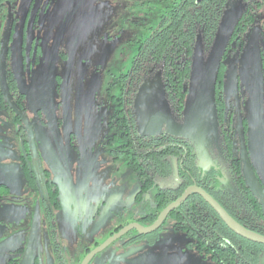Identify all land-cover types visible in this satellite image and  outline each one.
<instances>
[{
	"label": "flooded vegetation",
	"instance_id": "flooded-vegetation-1",
	"mask_svg": "<svg viewBox=\"0 0 264 264\" xmlns=\"http://www.w3.org/2000/svg\"><path fill=\"white\" fill-rule=\"evenodd\" d=\"M202 1L195 0V5ZM56 2L0 0V170L10 167L3 148L12 134L18 139L27 188L40 199L52 235L54 211L63 212L65 206L58 183L38 150L35 126L41 120L58 145L63 136L70 140L69 134L78 128L82 84L73 81L77 70L73 64L84 31L78 28L71 43L63 44L81 6L72 3L55 35L46 34ZM175 4L173 0L162 13L157 29L163 20L172 24L168 22ZM206 24L215 25V30L210 41L202 38V63L209 59L225 26L220 33L226 44L215 85L214 120L202 101L195 100L184 113L195 48L181 70L175 57L167 65L160 60L147 62L136 53L130 68L115 75L105 90L108 102L114 101L117 108L110 120L114 132L108 138L110 145L120 141L111 149L113 159L122 158L136 176L130 197L93 234L98 236L90 233L87 238L81 228V235L75 237L80 244L75 242L72 248L54 242L53 259L39 252L31 264H82L92 253L87 264H264V246L232 232L194 192L151 233L140 234L132 228L117 237L130 225L150 228L190 188L204 191L238 225L264 237V0H229L218 19ZM140 96L142 127L136 114ZM43 111L45 120L40 118ZM11 190L7 180L0 181V203L14 198ZM171 233L184 236L187 256L173 246L167 249L165 244L175 238H166ZM26 248L11 252L13 257L5 264H20Z\"/></svg>",
	"mask_w": 264,
	"mask_h": 264
},
{
	"label": "rangeland",
	"instance_id": "rangeland-1",
	"mask_svg": "<svg viewBox=\"0 0 264 264\" xmlns=\"http://www.w3.org/2000/svg\"><path fill=\"white\" fill-rule=\"evenodd\" d=\"M172 1L57 0L45 28L51 36L59 28L66 7L72 3L81 5L63 39V44L71 43L78 28H84L73 64V70L77 69L73 81L82 84L81 118L73 135L69 134L70 140L63 136L59 145L40 119L35 130L38 150L51 178L58 183L66 210L54 211L52 235L40 199L27 188L18 158V139L11 134L10 142L3 148L10 167L0 170V181L7 180L15 195L9 202L0 203V264L25 245L20 264H31L39 252H43V258L53 259L54 242L74 248L81 228L87 238L90 233L97 234L128 201L136 176L122 158L113 159L111 149L120 141L110 145L108 138L114 132L110 120L117 108L114 101L108 102L105 90L115 75L130 68L138 41L158 28L162 13ZM40 118L46 119L45 111ZM173 235L166 238L172 239ZM165 245L188 255L182 234Z\"/></svg>",
	"mask_w": 264,
	"mask_h": 264
},
{
	"label": "trees",
	"instance_id": "trees-1",
	"mask_svg": "<svg viewBox=\"0 0 264 264\" xmlns=\"http://www.w3.org/2000/svg\"><path fill=\"white\" fill-rule=\"evenodd\" d=\"M229 0H203L195 5V0H176L171 8L172 16L168 23L164 20L159 29L155 30L144 42L138 45L137 53L145 61H165L175 57L178 69H183L185 60L192 53L197 44H202L203 39L209 41L215 30V25L206 22H215L221 12V7ZM202 32V35L199 34ZM165 57V58H164ZM173 62V61H172ZM183 72L179 76V84L184 78Z\"/></svg>",
	"mask_w": 264,
	"mask_h": 264
},
{
	"label": "water",
	"instance_id": "water-1",
	"mask_svg": "<svg viewBox=\"0 0 264 264\" xmlns=\"http://www.w3.org/2000/svg\"><path fill=\"white\" fill-rule=\"evenodd\" d=\"M226 19V21H225ZM227 22V18L225 17L223 19V23ZM227 24L225 23V26ZM224 24H222L221 29L219 31V34L213 43L212 50L209 55V59L207 60L206 63H202V52H201V44H197L194 49V54H193V64H192V73H191V78H190V88H189V93L185 101V110L184 113L190 110V107L192 106L193 102L195 100L202 101L204 107H208L209 111H211L212 114H210V117L214 120L215 118V85L218 77V72L219 68L221 65L222 57L224 54V48L226 44V40L224 37H221V30ZM224 26V27H225ZM55 58V53L53 54V60L51 62L50 66V75L51 71H53V64L55 63L54 61ZM259 63V62H258ZM260 68L261 66L258 65ZM197 69V72L195 71ZM261 69V68H260ZM50 80L53 79V76H49ZM52 81V80H51ZM50 81V82H51ZM195 86H197L195 88ZM143 96V95H142ZM140 96L137 100V105H136V114L138 117V122L139 126L142 127V119H143V114H142V101L143 97ZM205 102V103H204ZM182 127V126H181ZM205 127L209 130L210 126L207 123ZM178 130V129H177ZM182 133L185 134L187 133L186 129H182ZM180 131V130H179ZM210 131V130H209ZM179 133V132H177ZM191 192H194L195 194L199 195L201 198H203L218 214V216L221 218V220L224 222V224L235 234L240 236L241 238L250 241L252 243L260 244L264 246V237L257 235L253 232H250L240 225H238L230 216L226 214L216 203L215 201L207 195L204 191L198 189V188H190L186 191L183 197H181L179 200H177L175 203L169 205L167 208H165L155 223L148 229L143 230L142 228L138 227L137 225H130L127 228H125L120 234L117 236H121L124 233L128 232L130 229L134 228L136 229L140 234H148L151 233L152 231L156 230L157 227L164 221V219L168 216V214L174 210L181 202H183L188 194ZM109 242V241H108ZM108 242H106L104 246H107ZM101 248V249H102ZM94 253L90 254L85 258V260L82 262V264H87V261L90 259V257Z\"/></svg>",
	"mask_w": 264,
	"mask_h": 264
}]
</instances>
